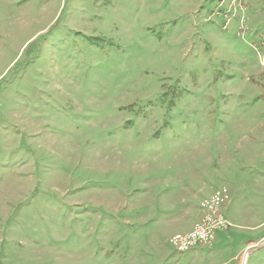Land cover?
<instances>
[{
	"label": "rangeland",
	"instance_id": "374dc122",
	"mask_svg": "<svg viewBox=\"0 0 264 264\" xmlns=\"http://www.w3.org/2000/svg\"><path fill=\"white\" fill-rule=\"evenodd\" d=\"M229 1L0 0V264H264V63ZM219 188L230 227L178 251Z\"/></svg>",
	"mask_w": 264,
	"mask_h": 264
},
{
	"label": "built area",
	"instance_id": "2783aa9c",
	"mask_svg": "<svg viewBox=\"0 0 264 264\" xmlns=\"http://www.w3.org/2000/svg\"><path fill=\"white\" fill-rule=\"evenodd\" d=\"M225 0H220V5ZM264 3V0H261ZM228 10L224 12L226 20L223 28H226L231 18L237 20L239 25L233 28V33L237 38L249 37V43H252L254 54L257 56L261 64L264 63V24L258 29L253 30L245 17V11L249 10V5L246 0H230L228 2ZM252 7V6H251ZM227 191L225 188H219L215 193L200 203L199 209L202 212V219L199 220L190 232L185 234H177L169 240L171 245L178 251L191 250L201 245H212L215 240V235L218 231L226 230L230 227V223L221 215L220 207L227 201Z\"/></svg>",
	"mask_w": 264,
	"mask_h": 264
},
{
	"label": "crops",
	"instance_id": "0c3cea01",
	"mask_svg": "<svg viewBox=\"0 0 264 264\" xmlns=\"http://www.w3.org/2000/svg\"><path fill=\"white\" fill-rule=\"evenodd\" d=\"M247 1V0H246ZM259 1V5H261L257 10H256V12L257 13H259L260 15L262 14V19H261V21H260V25L258 24V25H254L253 26V24L251 23V17H252V15L253 14H251V17L249 18L250 19V23H249V26L253 29V30H256V29H258L261 25H263L264 24V3H261V0H258ZM252 9H253V7H252ZM254 10V9H253ZM199 216H200V214H199ZM224 217L227 219V220H229L227 217H226V215L224 214ZM198 218L199 217H196V219L192 222V224H191V226H193V223L195 222V221H197L198 220ZM190 226V227H191ZM263 242H258V244L257 245H261ZM257 245H255V243L254 242H249V248H254V247H256ZM211 245H201V246H197V247H210ZM197 247H195V248H197ZM195 248H193V249H195ZM248 252V248L246 249V253ZM242 260V259H241Z\"/></svg>",
	"mask_w": 264,
	"mask_h": 264
},
{
	"label": "bare ground",
	"instance_id": "6f19581e",
	"mask_svg": "<svg viewBox=\"0 0 264 264\" xmlns=\"http://www.w3.org/2000/svg\"><path fill=\"white\" fill-rule=\"evenodd\" d=\"M228 7V6H227ZM249 11V10H248ZM236 21V20H235Z\"/></svg>",
	"mask_w": 264,
	"mask_h": 264
}]
</instances>
